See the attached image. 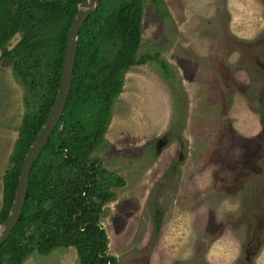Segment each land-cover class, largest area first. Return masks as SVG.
I'll return each mask as SVG.
<instances>
[{
    "label": "rangeland",
    "instance_id": "obj_1",
    "mask_svg": "<svg viewBox=\"0 0 264 264\" xmlns=\"http://www.w3.org/2000/svg\"><path fill=\"white\" fill-rule=\"evenodd\" d=\"M139 28L135 57L156 60L124 72L89 153L111 173L98 214L106 254L113 264H264V0H141ZM12 57L23 78L1 54L0 208L17 126L45 93L42 65ZM20 264L79 255L35 249Z\"/></svg>",
    "mask_w": 264,
    "mask_h": 264
},
{
    "label": "trees",
    "instance_id": "obj_2",
    "mask_svg": "<svg viewBox=\"0 0 264 264\" xmlns=\"http://www.w3.org/2000/svg\"><path fill=\"white\" fill-rule=\"evenodd\" d=\"M81 0H0V50L13 63V54L31 56L46 71L45 93L35 112L25 113L2 174L0 223L6 218L17 188L23 156L46 119L57 93L67 32ZM157 3V0H153ZM165 15V13H163ZM141 0H98L77 37V52L61 117L32 162L21 215L0 244V264H20L31 251L49 253L73 245L79 264H113L105 252L106 235L98 223L111 173L99 167L89 153L102 139L109 108L122 88L123 74L131 66L156 60L135 53L140 41ZM16 32L18 43L7 46ZM165 68L162 60L158 61ZM42 77V76H41ZM44 78V77H43ZM264 127V124H263ZM122 182L119 176L113 177ZM155 229L159 215L155 212Z\"/></svg>",
    "mask_w": 264,
    "mask_h": 264
},
{
    "label": "water",
    "instance_id": "obj_3",
    "mask_svg": "<svg viewBox=\"0 0 264 264\" xmlns=\"http://www.w3.org/2000/svg\"><path fill=\"white\" fill-rule=\"evenodd\" d=\"M97 3L98 0H81L78 4V10L67 32V42L64 51L60 84L45 121L36 132L32 142L29 144L23 156L17 176V188L14 194L12 206L6 218L0 223V244L5 238H7L21 215L28 188L27 176L29 168L39 153L41 147L46 142L50 132L54 129L61 117L63 107L71 89L74 62L77 52V37L82 24L87 16L96 8ZM20 38L21 34L16 32L11 38L7 49L11 50L18 43Z\"/></svg>",
    "mask_w": 264,
    "mask_h": 264
},
{
    "label": "crops",
    "instance_id": "obj_4",
    "mask_svg": "<svg viewBox=\"0 0 264 264\" xmlns=\"http://www.w3.org/2000/svg\"><path fill=\"white\" fill-rule=\"evenodd\" d=\"M181 24L184 26V25L187 24V23H181ZM178 26H179V24H178ZM231 28H235V27L232 26ZM230 32H231L235 37L237 36V34H235L234 32H232L231 30H230ZM231 33H230V34H231ZM225 47H226V45H224V48H225ZM214 48H216V45H215ZM213 57H214V55L211 54L210 57H208V58H209V60H213V59H212ZM162 58H164L163 55H162ZM164 60L166 61L165 58H164ZM166 62H167V61H166Z\"/></svg>",
    "mask_w": 264,
    "mask_h": 264
},
{
    "label": "flooded vegetation",
    "instance_id": "obj_5",
    "mask_svg": "<svg viewBox=\"0 0 264 264\" xmlns=\"http://www.w3.org/2000/svg\"><path fill=\"white\" fill-rule=\"evenodd\" d=\"M1 54H2V51H1Z\"/></svg>",
    "mask_w": 264,
    "mask_h": 264
}]
</instances>
